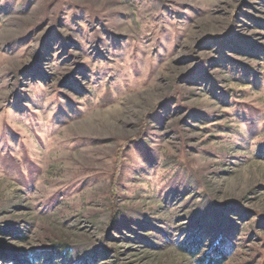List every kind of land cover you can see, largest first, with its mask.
<instances>
[{
	"label": "rangeland",
	"instance_id": "obj_1",
	"mask_svg": "<svg viewBox=\"0 0 264 264\" xmlns=\"http://www.w3.org/2000/svg\"><path fill=\"white\" fill-rule=\"evenodd\" d=\"M195 231L264 264V0H0V264H196Z\"/></svg>",
	"mask_w": 264,
	"mask_h": 264
},
{
	"label": "trees",
	"instance_id": "obj_2",
	"mask_svg": "<svg viewBox=\"0 0 264 264\" xmlns=\"http://www.w3.org/2000/svg\"><path fill=\"white\" fill-rule=\"evenodd\" d=\"M222 240V242L212 245L206 253L201 254L200 251L207 241L199 232L195 231L181 247L190 256L196 258V264H225L227 256L223 249L224 238ZM62 254L64 257H69L68 252Z\"/></svg>",
	"mask_w": 264,
	"mask_h": 264
}]
</instances>
